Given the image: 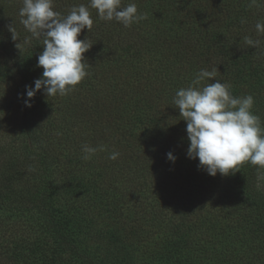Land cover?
Wrapping results in <instances>:
<instances>
[{
	"label": "trees",
	"instance_id": "1",
	"mask_svg": "<svg viewBox=\"0 0 264 264\" xmlns=\"http://www.w3.org/2000/svg\"><path fill=\"white\" fill-rule=\"evenodd\" d=\"M129 3L147 19L125 27L89 7L92 30L78 36L92 45L88 75L29 108L21 94L42 76L43 37L20 23L23 0H0V264H264V169L199 168L173 103L216 69L233 96L254 97L264 127V0ZM80 4L90 0L54 10ZM84 145L104 150L85 160Z\"/></svg>",
	"mask_w": 264,
	"mask_h": 264
},
{
	"label": "clouds",
	"instance_id": "2",
	"mask_svg": "<svg viewBox=\"0 0 264 264\" xmlns=\"http://www.w3.org/2000/svg\"><path fill=\"white\" fill-rule=\"evenodd\" d=\"M256 3L257 0H250L249 6ZM89 7L97 10L100 19L115 20L125 27L147 19V14L138 13L135 3L124 6L122 0H90L89 6H73L67 16L54 10V0H23L20 23L32 37H43V51L37 60V67L43 68V72L34 81V87L26 85L21 94L26 107H32V100L41 91L47 97L69 94L88 75L84 53L92 45L78 36L85 28L92 30L94 21ZM8 28L16 41L14 26ZM255 28L258 34H264V22H257ZM243 41L252 47L261 43L249 36ZM215 76L216 69H201L192 84L177 90L173 99L180 117L186 121L190 141L187 156L198 158V167L213 177L233 174L245 163L256 166L259 172L264 169V127L252 111L254 97L233 96L231 85L214 80ZM205 80L214 82L199 87ZM98 150L103 151V146L97 149L84 145L82 158L90 160ZM119 155L112 152L108 158L116 160ZM167 158L172 162L177 159L172 152L167 153Z\"/></svg>",
	"mask_w": 264,
	"mask_h": 264
}]
</instances>
